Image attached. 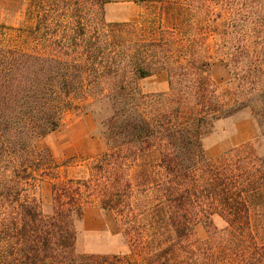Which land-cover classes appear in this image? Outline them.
<instances>
[{
    "label": "trees",
    "instance_id": "trees-1",
    "mask_svg": "<svg viewBox=\"0 0 264 264\" xmlns=\"http://www.w3.org/2000/svg\"><path fill=\"white\" fill-rule=\"evenodd\" d=\"M123 1L145 15L106 23L114 0H34L30 27L0 33V264H264V154L247 143L208 160L203 144L245 118L264 138V0ZM157 73L167 91L142 93ZM73 110L98 111L106 149L60 178L44 141ZM45 178L47 212L33 194ZM93 203L118 217L127 256L77 252Z\"/></svg>",
    "mask_w": 264,
    "mask_h": 264
},
{
    "label": "rangeland",
    "instance_id": "rangeland-1",
    "mask_svg": "<svg viewBox=\"0 0 264 264\" xmlns=\"http://www.w3.org/2000/svg\"><path fill=\"white\" fill-rule=\"evenodd\" d=\"M30 1L34 0H0V33L14 39L18 30H25L33 24V16L27 13ZM145 13L144 5L114 0L105 5L103 18L106 23H132ZM209 75L220 88L229 80L228 70L219 59L214 61ZM139 87L144 94L166 92L167 77L165 73H157L140 80ZM99 119L100 114L96 110L90 113L70 111L64 115L60 128L45 139L44 145L50 149L55 161L61 164L58 172L60 178L81 176L85 163L105 151L104 139L98 129ZM247 143L264 154V138L257 135L249 119L220 121L203 141L205 157L214 160ZM51 184V179H41L33 189L34 196L46 212L50 206ZM212 221L217 230L225 226L218 217H213ZM194 239H207L204 225L194 227ZM76 250L79 254L127 256L118 217L113 212L101 209L97 203L87 205L77 224ZM195 256L201 257L199 252Z\"/></svg>",
    "mask_w": 264,
    "mask_h": 264
}]
</instances>
